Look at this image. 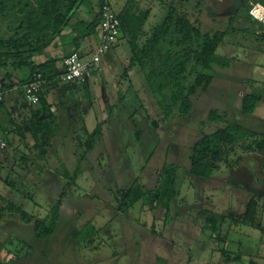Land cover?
Wrapping results in <instances>:
<instances>
[{
    "label": "rangeland",
    "instance_id": "obj_1",
    "mask_svg": "<svg viewBox=\"0 0 264 264\" xmlns=\"http://www.w3.org/2000/svg\"><path fill=\"white\" fill-rule=\"evenodd\" d=\"M90 2L97 14V0ZM199 2L186 6L201 11L189 12V19L198 20L204 32L227 35L204 73L212 84L192 99L189 118L166 121L142 74L132 78L126 69H115L91 87L70 92L61 84L52 92L47 163L38 158L31 137L30 148H14L0 158V195L40 223L37 232L19 218L0 223V264H264V18L252 15L264 6L256 0ZM109 3L121 11L119 1ZM138 8L151 12L147 34L166 13L158 0H138ZM19 19L0 18V37L11 36ZM249 95L262 102L254 114L244 115L242 101ZM212 113L220 119L211 121ZM231 124L255 138L226 147L209 180L192 178L196 143ZM98 126L100 141L81 163L77 182L68 185L60 174H74L80 165L77 145ZM167 166L176 168L174 186ZM251 201L257 203L252 225L242 220ZM200 211L220 218L217 233L199 220Z\"/></svg>",
    "mask_w": 264,
    "mask_h": 264
},
{
    "label": "trees",
    "instance_id": "obj_2",
    "mask_svg": "<svg viewBox=\"0 0 264 264\" xmlns=\"http://www.w3.org/2000/svg\"><path fill=\"white\" fill-rule=\"evenodd\" d=\"M158 1L164 6L166 13L162 22L149 34L145 33L144 27L151 12L140 11L138 0H129L119 13H114L120 21L121 35L127 41L132 53L130 66L125 70L128 77L131 75L134 78L135 69L139 70L164 119L171 122L175 119L189 118L193 111L192 99L200 90L206 91L211 86L212 78L204 73L210 70L213 58L223 44L227 32H204L198 20L191 21L189 12L195 15L201 13V11L185 10L186 6L191 5L192 0ZM196 1L198 5L201 4L199 0ZM256 1L264 6L262 0ZM97 2L99 10L95 22H84L78 20L76 15L91 7L90 0H0V18L8 14L20 17L12 35L8 38L0 37V73H5L7 78L11 79L19 75L23 69H27L29 71L27 80L20 82L21 86H25L32 80L33 73L38 69L43 78V90L38 106L41 107V112H44L46 118L52 116L49 94L61 84H64L71 92L74 90V84L63 83L60 80L64 73L63 60L61 65L58 60L53 59L38 64H35L34 60H39L46 54L49 47L61 38L67 29L75 35L74 49L68 55L78 52L86 38L101 34V11L106 4L112 10L113 7L109 0H97ZM243 12L254 21L250 11L243 9ZM111 51L112 49L107 57ZM130 83L134 84L131 79ZM1 89L4 92L5 88L1 87ZM261 102V98L257 96H246L242 101L243 114H254ZM209 119L214 121L220 118L212 113ZM35 120L28 122L25 126L30 128L29 134L35 143L34 149L38 158L47 163L51 148L49 131L37 119ZM12 124L15 125L14 120ZM25 126L18 128L21 136L25 133ZM154 126L157 127L156 122ZM101 136V126H98L92 134L87 135L84 142L78 143L77 150L80 153L77 151L74 156L79 158L80 165L78 164L74 174L69 172L60 174L69 182L68 185L77 182L81 175V163L87 160L88 153L95 150ZM255 136V133L231 124L203 137L192 150L190 176L195 179L209 180L218 170L215 163L220 160L226 147H234L239 142L255 138ZM260 147L264 149L263 144ZM164 171L170 185L174 186L177 181L176 168L167 166ZM60 206L61 200L54 207L53 229L60 220ZM122 207L121 204L120 209ZM256 213L257 203L251 201L242 220L247 224H255ZM8 218H19L24 224L33 223L34 232L40 228V223L34 221L32 214L0 195V223ZM198 218L214 233L218 232L219 217L200 211ZM53 229H49L46 233L52 234Z\"/></svg>",
    "mask_w": 264,
    "mask_h": 264
},
{
    "label": "crops",
    "instance_id": "obj_3",
    "mask_svg": "<svg viewBox=\"0 0 264 264\" xmlns=\"http://www.w3.org/2000/svg\"><path fill=\"white\" fill-rule=\"evenodd\" d=\"M117 1L120 2L119 5L123 9L129 0H123V3H121L120 0ZM91 7L78 13L76 15V18L84 22H95L96 13L93 12V15L91 13L92 9L96 11L94 9L95 4L91 3ZM86 12L88 14H86ZM74 38L75 35L71 32L70 29H67L63 33L62 37L57 39L49 47L46 54L42 55L39 60H34V63H45L49 59H53L58 60L59 65H61L63 58L67 56L68 53L71 52V50L74 49ZM100 44L101 34L99 33L95 36L86 38L80 46L79 52L84 57H88ZM131 60L132 53L129 50L127 41L124 38H120L118 43L112 49L110 55L104 59L100 70L96 72V74L92 75L88 79L87 84H85L84 86L87 85L86 87H91V85L97 83L98 79L102 80L104 77V73L110 75L115 69H128ZM27 71V69H23L19 75L17 74L11 79L7 78L5 73H0V87L5 88L4 101L0 105V138H4L8 143V149L2 157H4L5 155H11L14 148H21L23 146H27V148H30L29 146L31 145V142L28 139V137H31L29 134L30 128L29 126H25L28 122L37 119L45 129L47 128L46 115L44 114V112H41V107H30L27 104V99L23 91L24 86L20 85L21 81L27 80V77L29 75L28 73H26ZM138 73L140 72L135 69V74ZM74 86L81 87L82 85L75 84ZM51 97L52 92L49 94L48 100L49 103L53 105V99H51ZM12 120L15 121V125L12 124ZM23 126H25V133L23 136H21L18 133V128H22Z\"/></svg>",
    "mask_w": 264,
    "mask_h": 264
},
{
    "label": "built area",
    "instance_id": "obj_4",
    "mask_svg": "<svg viewBox=\"0 0 264 264\" xmlns=\"http://www.w3.org/2000/svg\"><path fill=\"white\" fill-rule=\"evenodd\" d=\"M256 8L252 11V15L254 18L258 19L254 14ZM101 17V44L88 57H84L78 51L63 58L64 73L60 78L63 83H71L74 85L87 84L91 75L100 70L104 59L107 57L110 50L118 43L121 36L120 21L109 5L106 4L104 6L101 11ZM32 76V80L24 86V94L27 99V104L30 107H35L40 104L43 90V78L38 69H36ZM4 95L0 87V105L4 101ZM7 149L8 143L0 138V158L5 154Z\"/></svg>",
    "mask_w": 264,
    "mask_h": 264
},
{
    "label": "bare ground",
    "instance_id": "obj_5",
    "mask_svg": "<svg viewBox=\"0 0 264 264\" xmlns=\"http://www.w3.org/2000/svg\"><path fill=\"white\" fill-rule=\"evenodd\" d=\"M256 13L258 14V15H260V16H263V13L264 12H262V11H264L263 10V8L262 7H260V6H258L257 8H256ZM255 11H254V14H255ZM256 15V14H255ZM259 18V17H258ZM261 19V18H260Z\"/></svg>",
    "mask_w": 264,
    "mask_h": 264
}]
</instances>
